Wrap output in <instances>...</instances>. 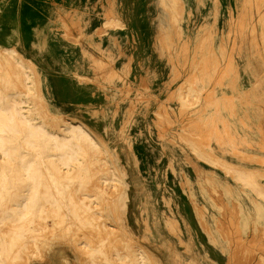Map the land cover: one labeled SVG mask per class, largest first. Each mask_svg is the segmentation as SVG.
I'll use <instances>...</instances> for the list:
<instances>
[{
  "label": "rangeland",
  "instance_id": "1",
  "mask_svg": "<svg viewBox=\"0 0 264 264\" xmlns=\"http://www.w3.org/2000/svg\"><path fill=\"white\" fill-rule=\"evenodd\" d=\"M109 3L123 17L125 31H104L114 22L110 17H115L109 15L104 22ZM230 3L236 8L238 0ZM252 3L244 20L238 19L239 14L234 18L228 7L223 10L220 0H7L1 7L0 35L8 40H0L2 47H16L35 61L38 72L31 94L23 96V106L35 112L39 104L50 118L78 119L95 131L96 142L123 185L115 200L105 198V217L111 226L116 225L117 236L124 242L138 241L147 263L151 257L156 264H228L229 259L232 264H256L257 256L264 262L260 226L264 225V203L254 201L251 189L232 188L230 175L219 166L216 173L182 138L183 133L193 138L209 135L212 147L200 143L199 148L226 164L251 168L247 173L264 189V175L258 172L264 169V161L235 154L241 150L264 158L260 141L264 136L260 129L264 125V0ZM40 19L43 30L37 31L29 48L27 40ZM78 26L83 31L81 42L72 40L79 34ZM95 29L103 30L96 33ZM230 58L235 67L248 64L252 91L241 89L238 78L236 85L231 84L233 73L226 66ZM218 80L221 84L214 83ZM187 81H196L202 91L201 100L195 98L189 108L177 98ZM212 89L215 96L208 99L207 90ZM160 104L167 110L157 112ZM192 123L202 132H194ZM78 182L74 179L71 185ZM11 190L5 188L0 199V224L6 217L18 228L22 223L18 207L6 206ZM233 195L243 201L241 233L230 221L240 216L235 202L230 204ZM216 203L227 204L226 215ZM48 224L53 225L52 231L45 230L42 242L54 240L58 231L64 239L57 237L51 246L50 264H61L65 256L71 264H83V254L70 243L75 237L73 222L57 227L49 218ZM35 225L31 224L23 240L31 238ZM231 240L242 241V250L236 251ZM40 248L47 255L48 243ZM31 253L30 246L27 256L15 264H49Z\"/></svg>",
  "mask_w": 264,
  "mask_h": 264
},
{
  "label": "bare ground",
  "instance_id": "2",
  "mask_svg": "<svg viewBox=\"0 0 264 264\" xmlns=\"http://www.w3.org/2000/svg\"><path fill=\"white\" fill-rule=\"evenodd\" d=\"M42 23L43 21L40 19L37 25H35L31 38L27 40L28 46L31 44L30 40L37 34V31L41 32L43 30ZM106 27L107 29L104 30L106 33L107 30H111L112 28H116V31L121 32L123 23L122 21H115L107 24ZM78 29L79 34L73 36V38L71 37L75 42H81L83 35L80 34L82 26ZM100 39H104V37ZM2 45L0 43V199L3 197V190L7 187H12L10 194L11 196L15 195V197L10 196L6 201V206L10 207L14 205L18 207L17 218L22 219V223L16 228V225L10 222L8 218L3 217L1 219L0 257L2 263L0 264H15L21 258L23 259L24 254L27 256L26 252L30 246L32 247V253L41 255L43 259H47L49 262V251L53 243L56 242L57 237L60 238V241L64 240L63 233L60 231L57 232L54 240L49 242H42L40 240L43 234L48 232L46 229L50 228V232L53 226L49 227V218L53 219L54 225L56 226L67 223L68 220L73 222L75 237L69 242L77 248L79 254H83L80 257L81 261H84L83 264H156L151 257L150 262H146L142 256L139 244H137L138 241L135 243L133 240H130L129 243H126L119 238L117 236L119 235L117 234L119 229L116 225L111 226L105 217V198L107 197V201L109 202L115 200L122 192L123 185L118 181L113 166L106 160L100 146L96 142L94 138L95 131L85 122L78 119H75V121L69 120L64 115L50 118L49 112L47 113L41 110L42 108L39 107V104L37 105L38 110L35 112L30 108L25 109L23 104L26 100H24L23 96L31 94L33 89L32 82L34 81L36 83L38 76L34 64L35 61L33 62L31 59L24 57L14 46L4 45L2 47ZM232 59L230 58L228 61L230 63L228 67L234 76H232L233 80L231 84L236 85V79L239 77L241 79V76H239L238 71L230 68L233 66ZM175 73L176 75L178 74L177 69ZM81 76L86 78L84 75ZM146 85L147 83H145ZM184 87L187 89L185 90ZM207 91V98L211 94L214 95L213 92L215 93L214 89ZM248 91L250 92L252 89L249 87ZM177 98L180 100L182 106L189 108L192 104H195L192 102L195 98L194 101L196 102L201 100L202 91L200 92L196 81H187L177 91ZM229 102L231 104L234 103L232 98ZM158 108L157 112L160 110L164 112L165 110L163 104H160ZM43 109H45L44 106ZM163 116L166 118L164 113ZM261 123H264V118ZM263 126L260 125L261 132H264ZM190 127H193L192 130L194 132H202V127H196L195 123H192ZM161 135L164 136L165 134L161 132ZM182 135V138L188 142L187 144L192 148V151H194L198 158L210 162L216 173H218L216 167L219 166L222 167L221 169H224L225 174L230 175L233 179H230L232 188L233 186H239L244 191L251 189L255 193L253 196L254 201L257 204L264 203L263 187L259 185L252 174L247 173L248 171H252L251 168L248 170L246 167L226 164L215 155H207V149H201L199 146L200 143H203L206 145V148L212 147V139L209 135L201 136V134L200 138L189 137L185 133ZM260 141H262L264 147V136ZM235 154L239 158L247 156V158H253L254 161H256L255 159H262L264 161V158L259 155H246L241 150H235ZM240 160L243 161V159ZM262 169L260 168V171H257L263 177L264 169ZM74 179H79V182L72 186L71 181ZM217 188L216 186L213 187L215 190ZM234 202L237 205L236 213H239L240 216L238 218V215L231 217L232 220L230 221L234 225L235 231L241 233L242 228L239 223L243 201L233 195L230 204L233 205ZM216 204L225 213L227 210V206L225 205L227 204ZM198 208L201 210V207L198 206ZM230 213L236 214L234 211ZM34 222L37 225L34 230L35 233L30 239L23 240L29 234L30 226ZM260 226L261 230H264V225ZM236 232H233V234ZM252 237L255 239L254 235ZM41 242L43 244L48 243L49 245L47 255L40 248ZM251 243H254V241H250ZM231 245L234 246L236 251L238 249L241 251L243 243L242 241L237 243L231 240ZM61 248L64 247L62 246ZM234 251L232 254H234ZM236 253L238 255L239 252ZM235 254L234 256L237 259V255ZM65 257L60 261L61 264L62 262L71 264L70 257ZM255 260L257 262L256 264H264V262L262 263L259 260L258 256ZM232 263L229 259L228 264Z\"/></svg>",
  "mask_w": 264,
  "mask_h": 264
},
{
  "label": "crops",
  "instance_id": "3",
  "mask_svg": "<svg viewBox=\"0 0 264 264\" xmlns=\"http://www.w3.org/2000/svg\"><path fill=\"white\" fill-rule=\"evenodd\" d=\"M108 1H111V0H108ZM6 4H7V0H0V12H1V7H2V5L4 6H6ZM230 0H220V6H221V8L223 9V10H225V9H227V7L228 8H230L229 10H231L230 12H233L234 13V18H236L237 17V15L239 14V16H238V19L239 20H243L244 18H246V17H248V15H249V10H250V7H252V5H253V3H252V0H238V3H237V7L236 8H234V7H232L231 8V6H230ZM236 13V14H235ZM109 15H114L115 17H113V16H111L110 17V19L111 18H113L112 20L115 22V21H122V23L123 22H125L124 21V19H123V17H121V16H119V15H117V13H116V9H115V7H114V4H110L109 3V7L108 8H106L105 9V20H104V22L105 21H107V16H109ZM236 16V17H235ZM232 17V16H231ZM179 19V18H178ZM178 21V20H177ZM161 22H162V20H161ZM126 25H124L123 24V27H125ZM98 28V27H97ZM100 28V27H99ZM101 28H105V25H102V27ZM103 29H95V32L96 33H99L101 30H103ZM106 29V28H105ZM111 30H113V31H116L117 29L116 28H112ZM126 29L125 28H122V31H125ZM121 31V32H122ZM178 31H179V28H178ZM80 34H83V31H82V29H81V33ZM181 36V32L179 33V37ZM6 36H1L0 35V40H2V41H5V42H7L8 40H7V37L5 38ZM104 37V36H103ZM15 43V42H14ZM13 44V43H12ZM199 46V45H198ZM228 65L230 64V63H227ZM228 65H226L227 67H228ZM231 66V65H230ZM230 68H233L234 70H236V71H238L239 72V76H241V79H240V77L238 78V80H239V85H240V88L242 89V87H250V85H251V83H252V79H253V76H252V74L250 73V71H249V66H248V64H243V65H240L239 67H235V65H234V62H233V66H231ZM227 69H229V67L227 68ZM233 76V75H232ZM232 76H231V81L233 80L232 79ZM237 80V79H236ZM221 83V81L220 80H218V81H216V82H214L215 84H217V83ZM244 82V83H243ZM249 90V88H246V92ZM212 95V94H211ZM211 95H209V97H208V99H212V97H211ZM215 96V95H214ZM224 96H229L228 94H224Z\"/></svg>",
  "mask_w": 264,
  "mask_h": 264
}]
</instances>
